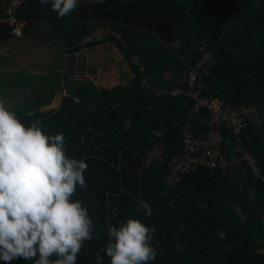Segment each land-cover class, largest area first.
I'll list each match as a JSON object with an SVG mask.
<instances>
[{
  "label": "trees",
  "instance_id": "16d2710c",
  "mask_svg": "<svg viewBox=\"0 0 264 264\" xmlns=\"http://www.w3.org/2000/svg\"><path fill=\"white\" fill-rule=\"evenodd\" d=\"M7 11L0 0V28ZM14 13L24 31L47 21L46 40L67 51L113 43L133 73L125 86L92 90L98 99L84 92L76 97L72 90L54 111L17 115L26 126L42 120L46 134L63 133L66 154L89 165L88 188L78 189L73 199L88 208L93 238L85 242L76 264H95L96 253L107 244L113 213L112 226L129 218L155 225L151 243L157 257L149 264H264V0H81L62 19L50 4L21 0ZM97 25L115 34L80 44ZM146 40L151 43L144 45ZM204 51L214 60L205 77L209 90L242 108L247 126L239 144L223 128V151L231 161L226 171L199 168L171 181L168 163L182 150L179 135L190 102L154 90L184 86L189 66ZM201 113L195 134L205 126L207 114ZM244 152L256 174L242 159ZM137 197L149 204L151 217L133 203ZM100 255L102 264H110Z\"/></svg>",
  "mask_w": 264,
  "mask_h": 264
},
{
  "label": "clouds",
  "instance_id": "9594fccd",
  "mask_svg": "<svg viewBox=\"0 0 264 264\" xmlns=\"http://www.w3.org/2000/svg\"><path fill=\"white\" fill-rule=\"evenodd\" d=\"M51 6L57 17L69 16L78 0H38ZM28 117L35 113L28 111ZM44 123L33 119L22 123L0 101V260L16 259L33 264H76L86 241H91L94 224L78 189L86 190L84 159L69 157L63 133L46 134ZM131 196L130 193H127ZM133 203L152 216L149 204L137 197ZM108 217L107 244L103 252L110 264H149L157 257L152 246L155 225L129 218L112 226Z\"/></svg>",
  "mask_w": 264,
  "mask_h": 264
},
{
  "label": "crops",
  "instance_id": "0c3cea01",
  "mask_svg": "<svg viewBox=\"0 0 264 264\" xmlns=\"http://www.w3.org/2000/svg\"><path fill=\"white\" fill-rule=\"evenodd\" d=\"M13 2L5 0L8 10ZM23 25L21 21V37L0 28V101L16 115L54 111L62 97L72 90L76 97L81 92L86 95L80 83L89 84L91 92L125 86L133 78L128 62L113 43L67 51L65 46L46 40L47 21L31 24L27 31ZM176 46V43L172 45ZM151 156L156 157L153 153Z\"/></svg>",
  "mask_w": 264,
  "mask_h": 264
},
{
  "label": "built area",
  "instance_id": "2783aa9c",
  "mask_svg": "<svg viewBox=\"0 0 264 264\" xmlns=\"http://www.w3.org/2000/svg\"><path fill=\"white\" fill-rule=\"evenodd\" d=\"M21 0H14L7 14L1 18L2 29L9 35L23 36L21 21L15 16V9ZM115 31L106 26L97 25L89 33L84 34L79 40L80 44L97 41ZM210 51H204L196 57L189 66L184 86H161L155 89L157 95L170 97L184 96L190 102L184 128L180 132L182 150L168 163L169 179L174 181L179 174L194 173L199 168L219 170L224 172L231 165V161L223 151V128L226 126L235 136L239 144V135L247 126V117L242 108L234 107L209 90L205 77L211 75V66L214 60ZM136 60V59H135ZM142 72L143 68L139 67ZM141 84L145 87L148 82L142 78ZM201 111L207 114L203 130L195 134L196 122L201 119ZM238 150L240 147L237 145ZM242 159L246 160L252 171L257 169L251 157L244 152ZM239 161L238 158L235 159Z\"/></svg>",
  "mask_w": 264,
  "mask_h": 264
},
{
  "label": "water",
  "instance_id": "95a60500",
  "mask_svg": "<svg viewBox=\"0 0 264 264\" xmlns=\"http://www.w3.org/2000/svg\"><path fill=\"white\" fill-rule=\"evenodd\" d=\"M80 86L85 89V93H86L87 98H95V99L99 98L98 94H90V92H89V84L80 83ZM77 95L79 96L78 93H77Z\"/></svg>",
  "mask_w": 264,
  "mask_h": 264
},
{
  "label": "rangeland",
  "instance_id": "374dc122",
  "mask_svg": "<svg viewBox=\"0 0 264 264\" xmlns=\"http://www.w3.org/2000/svg\"><path fill=\"white\" fill-rule=\"evenodd\" d=\"M67 86H69V84H67ZM19 112H21V111H19ZM20 114H22V113H20ZM153 156H157V153H153Z\"/></svg>",
  "mask_w": 264,
  "mask_h": 264
}]
</instances>
